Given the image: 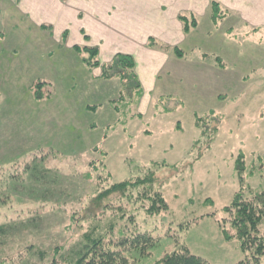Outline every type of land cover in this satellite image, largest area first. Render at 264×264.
Masks as SVG:
<instances>
[{"label": "rangeland", "instance_id": "obj_1", "mask_svg": "<svg viewBox=\"0 0 264 264\" xmlns=\"http://www.w3.org/2000/svg\"><path fill=\"white\" fill-rule=\"evenodd\" d=\"M197 1V13H186L198 23L190 36L179 39L176 45L163 42L184 52L179 60L187 62L191 80L196 82L190 93L184 95L179 82L172 94L175 83L164 70L156 91L142 94L138 105L131 103L126 112L120 106L118 115L109 102L118 98L121 84L111 80L118 82L117 93L105 105L94 110L87 106L85 110L99 112L103 121L118 119L108 126L101 123L92 138L97 144L81 153L70 154L51 144L21 145L24 133L9 131L8 120L12 124L22 119L16 109L20 103L25 104L26 96L38 102L32 86L39 79L29 89L0 88V170L29 160L37 152L48 155L0 171V200H5L4 204L0 202V225L36 220L28 228L15 231L17 236L0 239V264H64L65 253L86 236L108 240L137 231L151 232L159 237V243L149 258L135 259L134 264H152L166 253L183 248L207 264H236L250 256L241 249L223 208L231 204L237 192H248L244 194L248 199L252 191L251 195H256L264 190V0H217L227 12L216 27L209 21L210 1ZM66 28L41 26L53 36H49V58L55 54L62 57L76 83L73 91H82L87 87L80 70L72 66L65 53L69 37L84 41L85 33L69 25V36L63 32ZM88 28L94 29L91 24ZM30 32L0 25L1 57L11 45L18 46V52L26 49ZM62 32L65 39H59ZM5 40L9 47L2 48ZM87 42L81 46H87ZM121 44L125 43H112L116 49ZM214 57L221 67L214 64ZM89 71L100 73L99 68ZM69 74L64 73V79ZM51 90L50 97L54 86ZM86 91L79 96L88 95ZM57 93L61 98L63 93ZM211 111L218 116L209 119ZM196 117L201 119L200 129ZM239 156H243L245 165L242 186L235 171ZM150 173L154 187L168 205L165 212L149 215L146 210L150 202L133 190L97 199L105 184ZM30 186L37 190L30 191ZM261 225L260 233L264 232V220Z\"/></svg>", "mask_w": 264, "mask_h": 264}, {"label": "crops", "instance_id": "obj_2", "mask_svg": "<svg viewBox=\"0 0 264 264\" xmlns=\"http://www.w3.org/2000/svg\"><path fill=\"white\" fill-rule=\"evenodd\" d=\"M196 6H199L197 0H0V25L17 28L24 33L31 31L26 49L22 52H18V46L9 47L8 40L2 43V48H9L4 57H1L3 49L0 48V88L14 91L23 86L29 89L33 81L48 79L55 90L52 97L43 101L36 102L26 96L25 104L20 103L16 109L22 119L13 121L12 124L8 120L9 131L24 133V136L21 135L24 138L21 145L47 147L51 144L70 154H78L97 144H94L92 138L102 124L108 126L118 119L112 117L108 122L103 121L99 112L89 113L88 109L85 110L87 106L105 105L118 90L117 81L98 80L100 73L90 72L80 62L73 47L85 45V42L69 37L65 53L72 66L80 70L85 87L89 89H84L88 95L81 97L80 92L84 90L73 91L76 83L72 81L73 75L64 67L62 57L55 54L49 58V36L51 39L53 36L42 30L41 26L62 25L67 27L63 32L67 31L68 35L69 25L83 30L88 38L86 45L98 48L102 64L110 62L117 53L130 55L144 96L159 88L158 82L164 70L167 78L175 83L172 94L176 93L175 88L182 82L183 94L187 95L191 85L196 84L191 80L192 71L187 62L149 49L145 44L149 37H153L160 42L176 45L179 39L184 40L190 36L192 32L183 34L177 15L180 12H196ZM90 24L94 27L93 30H89ZM117 41L125 44L116 49L112 43ZM58 52L64 53L62 50ZM42 58L44 61L41 63ZM37 59H40V64L35 65ZM64 73L70 75L68 79H64ZM214 77H217L216 74ZM59 91L60 94L63 93L61 98H58ZM204 91L206 93V88ZM26 103L29 105L25 106ZM80 137L83 140H79Z\"/></svg>", "mask_w": 264, "mask_h": 264}, {"label": "trees", "instance_id": "obj_3", "mask_svg": "<svg viewBox=\"0 0 264 264\" xmlns=\"http://www.w3.org/2000/svg\"><path fill=\"white\" fill-rule=\"evenodd\" d=\"M65 1V0H63ZM210 1V21L214 27L225 17L226 10H223L220 3L217 0ZM190 14L181 13L178 15V21L182 25V32L184 35H188L192 29L197 27V21L195 17H190ZM45 26H42V28ZM47 27V26H46ZM66 34V33H65ZM83 34V33H82ZM63 39L66 35L63 33ZM85 42L88 38L83 34ZM146 47L149 49H155L164 53L171 54L176 58H183L184 52L175 46H169L163 42H160L153 37H149L146 42ZM74 52L79 56L80 60L89 70L94 68L100 69L99 79L104 81L118 80L121 84V89L118 93V98L109 102L114 111L119 115L120 106L126 108L133 105H138L139 100L143 94L142 86L135 73V63L130 55L117 53L110 62L106 64H100L98 60V48L90 46H75ZM214 64L217 63L218 57H214ZM216 65V64H215ZM216 66H220L217 64ZM221 67V66H220ZM51 84L48 81H37L32 86L37 101L47 100L50 98L49 93L52 92ZM49 89V91H47ZM31 90V89H30ZM135 95V96H134ZM132 101V102H131ZM120 104V105H119ZM129 105V106H128ZM120 107V108H119ZM94 110V107H92ZM93 110H88L93 112ZM125 114V113H124ZM210 118H216L218 113L211 111ZM199 118L196 117V126L199 128ZM200 129V128H199ZM201 131V130H200ZM201 131V136H202ZM198 141V140H197ZM94 151H98L94 149ZM39 154L34 155L29 160H23L20 162L12 163L2 167L1 170H10L13 167L20 166L21 163L27 164L31 159L40 158L39 156H48L44 152H37ZM43 154V155H41ZM50 154V153H48ZM36 162H33V165ZM29 167H26L27 170ZM0 170V171H1ZM235 171L238 176L240 186L243 185V174L245 172V165L243 164V156H239L235 161ZM146 176V175H144ZM139 176L134 179H128L117 183H111L104 185L102 191L97 195V199L109 197L114 194L123 195L127 191L133 190L138 197H143L150 202L148 209L146 210L149 215L159 214L168 210V205L158 188L154 186L153 175L150 173L148 176ZM10 178V177H9ZM14 177L11 178V180ZM30 191H36L37 188L30 186ZM16 188V187H15ZM22 188L25 189L24 185ZM252 191V190H251ZM248 193V192H247ZM243 191L237 192L229 206L223 208V212L228 215L231 227L236 231V237L240 242L241 249L248 251L250 256L236 264H262V258L264 257V232L260 233L259 226L264 220V190L251 195L245 199ZM252 196V197H251ZM5 202L4 199L0 200ZM10 221V220H8ZM35 224V219H29L26 222H8L0 225V239L10 238L17 236L15 231H20ZM262 226V225H261ZM102 236L95 237L93 235L86 236L84 241H81L79 245L68 250L62 257L64 264H134L135 259H146L151 256L153 250L159 243V237L154 236L151 232L137 231L135 233L125 234L120 233L117 237L102 240ZM41 258L43 257L40 254ZM51 264H56L54 261ZM152 264H207L202 258L192 254L188 249L173 251L166 253L161 259H158Z\"/></svg>", "mask_w": 264, "mask_h": 264}]
</instances>
